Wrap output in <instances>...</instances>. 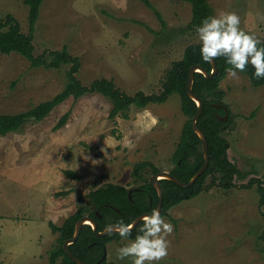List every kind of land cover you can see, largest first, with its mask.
Masks as SVG:
<instances>
[{"label": "rangeland", "instance_id": "rangeland-1", "mask_svg": "<svg viewBox=\"0 0 264 264\" xmlns=\"http://www.w3.org/2000/svg\"><path fill=\"white\" fill-rule=\"evenodd\" d=\"M208 1L214 16L235 12L244 31L264 40V0ZM150 2L168 23L166 29L141 0H45L34 54L67 45L81 60L77 76L84 85L105 77L128 94L160 93L173 62L189 44L199 42L196 32L181 31L192 19L190 3ZM28 12L24 0H0V20L13 14L25 33ZM69 68H34L17 52H0V114L20 113L52 99L64 89ZM221 89L234 117L224 133L228 158L250 174L235 178L229 188L219 180L212 186L208 176L201 194L163 216L174 232L161 264H264V242L258 240L264 232V204L257 184L241 186L252 177L264 186V85L254 87L247 75L238 73V78L227 75ZM112 107L98 93L70 97L44 120L0 134V264H50L51 251L59 244L51 222L61 226L80 207L94 208L89 193L108 183L132 188L151 180V168L142 171V178L134 176L139 162H151L160 171L174 167L173 154L188 119L177 94L145 109L133 106L128 119H111ZM70 109L65 126L55 130ZM127 242L108 244L109 263L130 264L116 259V249Z\"/></svg>", "mask_w": 264, "mask_h": 264}, {"label": "trees", "instance_id": "trees-1", "mask_svg": "<svg viewBox=\"0 0 264 264\" xmlns=\"http://www.w3.org/2000/svg\"><path fill=\"white\" fill-rule=\"evenodd\" d=\"M45 0H24L28 6L29 32L22 31L20 22L11 13L0 20V52L10 54L17 52L27 58L34 68L44 67L46 69H60L65 65H70L67 70V83L64 89L56 94L52 99L39 103L33 108L20 113L0 114V134L6 135L9 132L18 131L28 122L44 120L58 105L73 97L75 100L90 93H98L107 97L112 102L110 118L115 119L121 116L129 118V111L134 106L138 109H145L152 104H163L173 94L180 97L181 110L188 118L182 128L179 141L173 154L174 167L170 173L181 181L188 183L195 173L203 166L205 158L202 149V140L192 126V118L198 110V105L188 94V77L190 67L199 64L212 72V63H205L200 56V43L189 44L183 57L173 62L171 68L167 70L162 81L160 93H145L138 91L135 94H128L119 88L113 79L105 77L94 79L90 85H84L78 78L77 73L81 68V60L73 55L68 46L65 45L60 50L44 51L40 55L34 54V33L37 28V21L41 14V7ZM148 7L153 9L162 23L163 30L168 27V23L163 18L162 13L157 10L150 0H141ZM192 5V19L190 23L182 28V32H196L197 26L201 21L209 16H214V9L208 0H183ZM144 25V24H143ZM146 26V25H144ZM147 27V26H146ZM152 32L161 34L148 27ZM264 42V40H261ZM218 72L212 77H206L201 72H196L193 83V92L197 94L204 103V109L198 119V126L206 134L208 140V151L210 163L206 171L199 177L197 182L191 187H182L169 179H161L164 189V200L162 206V216L168 215V211L182 201L192 199L201 194L205 188L208 176L212 177V186L218 184L224 188H229L234 183L235 178L245 179L250 174L248 171H241L238 166L228 158L229 142L224 135L225 131L232 127L234 117L230 115L225 122L219 119V115H224L225 110L217 104L225 105V92L221 89V82L226 78V65L223 57L216 58ZM254 68L249 64L245 72L254 87L264 85V79L254 78ZM71 114L68 110L57 122L55 130L62 128L67 123ZM120 138V136H118ZM151 168L152 172L160 169L151 162L142 161L135 165L134 176L142 178V171ZM70 176L76 177L77 173L66 171ZM141 184L145 191L133 192L130 198L128 188L116 184L108 183L103 187L97 188L89 193L90 203L94 208L90 210L88 206L80 207L74 214L70 215L64 223L59 226L54 222L50 223L52 231L58 234V246L53 248L50 254V264H78L65 251L64 243L72 238L75 232L76 222L84 215H89L96 219L98 230L103 231L106 225L116 224L123 220L126 224H131L140 214L151 212L157 209L159 194L151 180H143ZM257 184V191L260 195V202L264 204L263 182L252 177L249 183L241 186L248 188ZM72 190L62 194H69ZM150 198L152 202L150 201ZM101 214V216H99ZM142 226L140 222L132 230L131 239L138 234V228ZM121 237L115 231L106 236H98L90 224H85L81 230L79 238L69 245L71 252L83 260L86 264H111L101 258L105 247L112 241L120 240ZM259 241L264 242V232L258 237Z\"/></svg>", "mask_w": 264, "mask_h": 264}, {"label": "clouds", "instance_id": "clouds-1", "mask_svg": "<svg viewBox=\"0 0 264 264\" xmlns=\"http://www.w3.org/2000/svg\"><path fill=\"white\" fill-rule=\"evenodd\" d=\"M240 24L235 12L204 18L196 28L202 61L212 63L223 57L229 66L226 73L231 78H238V73L245 72L250 64L255 70L254 78L264 79V42L244 31ZM105 231L109 234L115 231L122 241H128L116 249L117 260L127 259L130 264H161L169 254L168 237L174 232V225L167 222L158 209H152L142 218V226L134 239H129L132 226L123 220L106 225Z\"/></svg>", "mask_w": 264, "mask_h": 264}, {"label": "water", "instance_id": "water-1", "mask_svg": "<svg viewBox=\"0 0 264 264\" xmlns=\"http://www.w3.org/2000/svg\"><path fill=\"white\" fill-rule=\"evenodd\" d=\"M196 72H201L206 77H209V78L214 76L218 72V66H217L216 59L212 62V72L211 73L206 68L202 67L201 65L194 64L190 67L189 77H188V89H187L188 94L190 95V97L194 101H196V103L198 105V110L192 118V126H193L194 130L196 131V133L199 135L200 139L202 140V149L204 152L205 161H204L203 166L195 173V175L191 178V180L188 183H185V182L181 181L179 178L173 176L170 173V171L164 170V171H158V172L153 173L152 178H151V182L153 183V185L158 190L159 203H158L157 209L160 211L161 215L163 212L162 206H163V200H164V189H163L161 182H160L161 179H169L175 183H178L180 186L185 187V188L191 187L197 182L199 177L206 171V169L208 168L209 163H210V154L208 151V147H209L208 146V140H207L206 134L200 129V127L198 126V123H197L200 115L203 112L204 103H203V100L197 94H195L193 92V83H194ZM217 106L223 107L225 110V114L219 115V119L223 122L227 121L230 117V111H229L228 107L226 105H221V104H217ZM131 194H132V191H130V193H129L130 198H131ZM148 214H150V213L146 212V213L140 214L130 224L132 226V230L135 229L137 227V225L140 222H142V218ZM99 216H101V214H99ZM85 224H90L93 227L94 232L98 236H106L108 234V232H106L105 230H103V231L98 230V223H97L96 219H94L93 217H91L89 215H84L83 217H81L76 222L75 232H74L73 237L67 239L64 243V249H65L66 253L78 264H86V263L83 260H81L80 258H78L77 256H75L71 252L69 245L74 243L79 238L81 230ZM107 255H108L107 249H105L104 254L101 258V261L106 259Z\"/></svg>", "mask_w": 264, "mask_h": 264}, {"label": "flooded vegetation", "instance_id": "flooded-vegetation-1", "mask_svg": "<svg viewBox=\"0 0 264 264\" xmlns=\"http://www.w3.org/2000/svg\"><path fill=\"white\" fill-rule=\"evenodd\" d=\"M130 191H132V194L133 192H137V191H145L144 188L142 187V185H138L136 187H132V188H128V194L130 193ZM132 194H131V197H132ZM150 201L152 202L151 198H150ZM105 249H108V245L105 247ZM108 253V252H107ZM108 256V255H107ZM107 259V258H106Z\"/></svg>", "mask_w": 264, "mask_h": 264}]
</instances>
